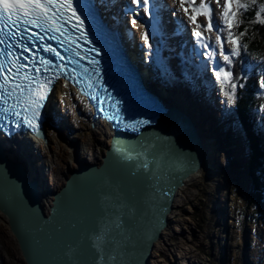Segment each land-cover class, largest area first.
Masks as SVG:
<instances>
[{
    "label": "snow or ice",
    "instance_id": "obj_1",
    "mask_svg": "<svg viewBox=\"0 0 264 264\" xmlns=\"http://www.w3.org/2000/svg\"><path fill=\"white\" fill-rule=\"evenodd\" d=\"M110 2L87 0L95 18V23L90 24L78 10L76 0H0V108L4 113L0 116V146L16 136H39L46 121L53 124L57 121L59 115L49 107V99L55 91L54 81L61 76L78 85L86 77L88 95L98 101V107L108 101L107 118L120 131L142 136L141 129L151 130L157 118L168 112L158 97L131 78H128L130 96L117 98L105 87V76L112 70L105 56L111 61L112 49L101 42V37L111 34L105 21L116 15L108 7ZM101 10L110 14L102 15ZM250 12L251 23L264 25V0H129L123 11V15L133 17L131 25L139 22L144 29L140 34L143 63L155 68L156 82L161 87L190 88L195 77L186 71L189 65L197 72L203 69L209 73L200 87L205 91L210 85L216 89L217 112L227 123L232 138L246 151L254 140L264 144V107H258L253 119L246 122L235 106L238 94L246 88L248 67H242L238 74L232 69L235 59L241 58L244 52L240 43L244 32L234 35L233 29L239 26L238 18H247ZM200 18L204 23L199 22ZM166 24L173 26L171 32L165 31ZM181 28L190 38V52L183 39L177 45L169 44ZM205 31L217 33L214 42L204 35ZM224 32L226 37L222 36ZM54 44L64 48L72 45V48L66 57L63 49L58 50ZM225 44L231 48L226 49ZM40 52L51 53L54 59L49 60ZM73 53L77 58L69 59ZM196 57L202 63L197 64ZM173 59L177 61L176 67L171 64ZM53 69L56 71L49 75ZM256 87L264 91V74L257 79ZM125 106L132 115L125 114ZM170 127L171 131L162 133L163 140L146 141L138 151L126 149L114 140L110 155L118 154L115 159L125 165L136 161L134 167L128 168L132 183L125 191L113 176L103 178L95 190L91 214L72 225L79 237L65 241V255L71 257L86 249L91 264H127L126 241L131 240L132 225L146 198L156 191L152 182L158 177L154 170L159 169L162 174L180 163L191 167L200 162V152L182 143L193 135L187 121L174 117ZM12 158H16L14 153ZM257 166L259 179L264 184V153ZM2 176H11V169L10 160L0 155ZM57 231H62V226Z\"/></svg>",
    "mask_w": 264,
    "mask_h": 264
},
{
    "label": "rangeland",
    "instance_id": "obj_2",
    "mask_svg": "<svg viewBox=\"0 0 264 264\" xmlns=\"http://www.w3.org/2000/svg\"><path fill=\"white\" fill-rule=\"evenodd\" d=\"M126 2L129 0H125ZM199 22L204 23L203 18ZM238 22L240 24L241 18H238ZM137 25L141 34L144 29L140 28L139 22ZM216 34L204 33L210 42H214ZM226 35V32L222 33L223 37ZM225 48L230 49L231 45L225 44ZM187 69L192 74L196 71L191 65ZM198 72V77L194 75L193 86L199 82L201 71ZM153 80L156 81V76H153ZM163 89L165 91L171 88ZM66 99L62 102L53 97L55 112L59 118L54 124L48 121L44 129L51 143L48 145L45 140L44 143L34 142V146L28 145L30 152L27 162L31 166L37 164L40 174L44 173L43 177L50 186L51 191L46 193L49 205L52 203L53 193L64 186L71 169L79 168L81 162L100 164L102 154L109 146V140L104 138V134L110 132L109 127L104 124L93 128L92 109L75 93L72 92ZM205 103L200 98L195 102L201 116ZM67 107H71L74 114L68 112ZM212 110H209L207 119H202V125L215 139L214 144L218 148L215 152L220 160H215L216 157L213 156L215 166L205 168L204 171L208 170L205 173L208 175V182L204 171H201L193 185L188 186L178 197L169 226L154 249L151 264H264V212L262 215L258 214L256 220V209H247L246 201V196L251 191L246 168L250 150L246 151L232 138L227 123L217 111L212 113ZM83 139L88 147L83 148ZM221 147H225L226 153L219 155ZM232 160L241 164V171L229 170ZM210 167L216 170L212 171ZM215 173L219 176H215ZM204 194L211 197L207 210L202 206ZM50 207L46 206L47 212ZM174 234L177 239H174ZM246 243L249 244L248 251ZM171 244L174 248L170 247ZM181 246L184 248L181 249ZM184 251L187 257L183 258ZM0 264H26L4 216H0Z\"/></svg>",
    "mask_w": 264,
    "mask_h": 264
},
{
    "label": "water",
    "instance_id": "obj_3",
    "mask_svg": "<svg viewBox=\"0 0 264 264\" xmlns=\"http://www.w3.org/2000/svg\"><path fill=\"white\" fill-rule=\"evenodd\" d=\"M165 105L168 112L157 118L151 130L141 129L142 136L120 131L117 125L114 126L101 163L86 162L77 169H71L64 186L53 193L49 212L42 203L39 180L29 178L23 165L10 160L0 146V155L10 160L11 169V176L0 177V212L6 218L26 264H91V256L86 249L69 257L64 253V244L67 240L78 239L79 233L72 225L91 214L95 190L105 176H113L125 191L129 190L132 181L128 176V168L134 167L136 161L126 162L125 165L115 159L118 154L110 155L114 140L126 149L138 151L139 146L146 141L156 142L157 138L163 140L162 133L172 130L170 120L179 117L187 121L193 132L192 137L182 143L200 152V162L191 167L187 163H180L162 174L159 169L154 170V175L158 177L152 182L155 194L146 198L140 207V215L132 225L131 240L126 241L128 250L125 256L127 264H151L156 244L170 222L179 190L190 176L205 169L211 158V150H214L211 142L204 139L198 130L192 110L188 114L174 106ZM35 137L43 141L47 139L44 126L41 134ZM130 195L139 202L135 194ZM50 217L52 219L46 221ZM58 226H62V231H57Z\"/></svg>",
    "mask_w": 264,
    "mask_h": 264
},
{
    "label": "trees",
    "instance_id": "obj_4",
    "mask_svg": "<svg viewBox=\"0 0 264 264\" xmlns=\"http://www.w3.org/2000/svg\"><path fill=\"white\" fill-rule=\"evenodd\" d=\"M247 18H241V22L234 30V35H239L240 32H244V35L240 37V43L243 46L244 52L241 58H236L232 69L234 73H240L242 67H248V78L246 79V88L238 94V100L236 107L239 109V115L246 122H250L258 107H264V91L259 90L256 87V81L261 74H264V25L258 23H251L253 18L251 12L246 14ZM202 63V62H201ZM202 76L205 80L209 76V73L203 69H200ZM258 118V117H257ZM264 153V144L258 139L252 142L249 154V160L246 165L251 191L246 196L247 209L248 207L255 208V217L257 220L258 214L262 215L264 212V184L259 179L260 169L257 166L261 154ZM229 170L241 171L242 166L235 160L228 166ZM208 170L204 171V176L207 180ZM205 195V194H204ZM210 196L205 195L202 206L205 210L208 209ZM255 220V221H256ZM246 222V220H245Z\"/></svg>",
    "mask_w": 264,
    "mask_h": 264
},
{
    "label": "bare ground",
    "instance_id": "obj_5",
    "mask_svg": "<svg viewBox=\"0 0 264 264\" xmlns=\"http://www.w3.org/2000/svg\"><path fill=\"white\" fill-rule=\"evenodd\" d=\"M119 4H121V1L120 0H116L113 4H111V2L109 3V5H108V7H109V9L111 10V12H114V13H116V15H114V16H112V18L111 19H108V20H106L107 21V24H108V26L109 25H115L116 23H118V21H117V19L119 18L118 16H119V14H117V10H118V5ZM102 14L103 15H105V16H107V15H109L110 13H104L103 12V10H102ZM114 21V22H113ZM120 32H121V34H122V36H121V38H124V40L126 39V46H128L129 48H130V53H131V56L135 59L134 60V62L135 63H137L138 62V60H141L142 59V57H141V55H140V52H139V46H138V44H137V42L135 41V40H131V39H129L128 37H130L129 35L128 36H126V32H125V30L123 29V27H122V29L120 30ZM125 36V37H124ZM139 63V62H138ZM140 64V63H139ZM141 65V64H140ZM140 72H142V73H140L142 76H143V80H147L148 78H149V76L151 75V77H152V74H151V71L147 68V67H143V70L141 69V71ZM149 72H150V74H149ZM183 86L184 85H179V88H181V89H179L178 91H177V93H174L173 91H172V89H168V90H165L164 91V89L161 87L160 88V91H158V92H160V93H158L159 95H160V97L162 98V100L164 101V103L165 104H167V105H169V106H174V107H176V108H179L180 110H183V108L184 109H186V110H188L187 108H185L184 107V105H183V102H185L184 104H188L189 102H187L186 100H187V96H188V92H186V90H184V88H183ZM72 93V90L71 89H69V88H67V86L65 85V84H62V83H57V85H56V87H55V91H54V94H53V96L52 97H50V99H49V107L52 109V110H54L55 111V105L53 104V97H56V98H58L60 101H62V102H65V100L64 99H66L67 97H69V94H71ZM191 93H189V95H190ZM75 95H77L76 93H75ZM77 96H79V95H77ZM190 101H192V103H189V105L191 104L192 105V107H193V109L197 112V113H200V110H199V108L196 106V104H195V102H196V97H195V95L193 96L192 94L190 95ZM81 99H83V98H81ZM67 100V99H66ZM84 100V99H83ZM185 100V101H184ZM85 101V100H84ZM69 103V102H68ZM63 104V103H62ZM201 104V103H200ZM69 105V104H68ZM69 106H71V104L69 105ZM186 106V105H185ZM206 103L204 104V111H206ZM73 107V106H72ZM189 107V106H188ZM213 107H219L218 105H216L215 104V102L213 103ZM68 108V107H67ZM74 108V107H73ZM202 108V109H203ZM69 110H68V112L70 111V113L72 112V110H71V107L70 108H68ZM209 110V108L207 109V111ZM184 111V110H183ZM73 113V112H72ZM71 113V114H72ZM74 114V113H73ZM202 117V116H201ZM204 119V118H203ZM202 120V119H201ZM82 122H83V120H82ZM46 123H48V121H46L43 125H44V129H45V125H46ZM201 125L203 124V120L201 121V122H199ZM94 127H96V125H98L99 127H102V126H104V124H106L104 121H102L101 119L99 120H95L94 121ZM209 124V123H208ZM107 125V124H106ZM108 126V125H107ZM109 127V126H108ZM202 127H203V125H202ZM110 129V128H109ZM44 133H45V131H44ZM45 135H46V133H45ZM46 137H47V135H46ZM111 137H112V130L110 129V132H109V134H104V138L105 139H107V141L109 140V143H110V140H111ZM46 141H47V144L49 145L50 143H51V139L50 138H48L47 137V139H45ZM42 142V143H44V141L43 140H41V139H37V137H31V136H29V138H26V137H23V138H19V139H17V140H15L14 142H7V143H5L3 146H2V149L4 150V152H5V154L8 156V158H10V160H12L13 162H16V163H19L20 165H23V167H24V169H25V171H26V173H27V175L29 176V178H31V179H38V178H40V176H42V179L40 180V179H38L39 180V185H40V190H41V195H42V197H41V199H42V203H43V205L45 206V208H46V206L48 205V206H51V205H49V202L47 201L48 199H47V196H46V193H48V187H46V182H45V178L43 177V175H44V173H41L40 174V168H38V166H37V164H35V165H33V166H31V164L30 163H28L27 162V158H28V154H29V147H28V145L29 144H32L33 146H34V144L36 143V142ZM210 141H211V143H210V145H211V147L212 148H214L215 149V147H216V150L218 149L217 148V146H215V144L213 143V141H212V139H210ZM35 142V143H34ZM8 144V145H7ZM52 144H53V142H52ZM82 144H83V148H85V146L86 147H88L87 146V144H86V141H85V139H83V141H82ZM99 145H101V144H99ZM101 147H102V145H101ZM213 151V152H212ZM9 152V153H8ZM28 152V153H27ZM15 154V159H13L12 158V154ZM213 153H214V150H211V154H212V162H213V164H216L214 161H213ZM102 156H103V154H102ZM82 160V159H81ZM83 161V160H82ZM82 164H85L84 162H81ZM218 164V163H217ZM206 168V167H205ZM218 168V167H217ZM34 170V171H33ZM202 172L204 171V170H201ZM201 171H199V172H197V173H195V174H193L192 176H190L187 180H186V184L179 190V192H178V194H177V196H176V199H175V202H177V199H178V197H180V195H181V193L183 192V190H185L188 186H191V185H193V183L198 179V175H199V173H201ZM176 204V203H175ZM174 210V209H173ZM173 213V211L171 212V214ZM171 214H170V216H171ZM0 216H3L2 215V213L0 212ZM168 226H169V224H168ZM168 226H167V228H168ZM166 228V229H167ZM175 235V237L176 238H174V239H177V235L176 234H174ZM180 235H185V234H180ZM163 238V237H162ZM167 244V243H166ZM157 245V244H156ZM178 245H181V244H178ZM158 247V246H157ZM170 247H173L174 248V246H173V244H171L170 245ZM179 247V246H178ZM156 248V247H155ZM172 248V249H173ZM182 248H184L183 246H181V249ZM177 249V248H176ZM157 250V249H156ZM162 252H164V251H162ZM170 252H171V249H170ZM172 253V252H171ZM173 253H175V252H173ZM189 255V254H188ZM187 257V253L184 251L183 253H182V257L184 258V257ZM177 262V261H176ZM190 264V263H189Z\"/></svg>",
    "mask_w": 264,
    "mask_h": 264
}]
</instances>
